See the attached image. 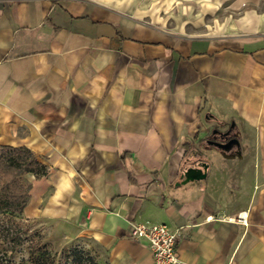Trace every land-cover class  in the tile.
Segmentation results:
<instances>
[{
	"label": "crops",
	"instance_id": "0c3cea01",
	"mask_svg": "<svg viewBox=\"0 0 264 264\" xmlns=\"http://www.w3.org/2000/svg\"><path fill=\"white\" fill-rule=\"evenodd\" d=\"M0 145L48 166L24 214L106 264H152L134 222L179 228L181 264H264V0H0Z\"/></svg>",
	"mask_w": 264,
	"mask_h": 264
},
{
	"label": "rangeland",
	"instance_id": "374dc122",
	"mask_svg": "<svg viewBox=\"0 0 264 264\" xmlns=\"http://www.w3.org/2000/svg\"><path fill=\"white\" fill-rule=\"evenodd\" d=\"M204 151L212 157L216 155L213 149ZM25 178L29 180L32 174H25ZM23 215L21 219L0 215V234L9 228L22 237L17 249L12 254L7 253L9 260L0 258V264H33V257L38 251L32 248L33 244L49 250L53 264H106L100 248L91 239L82 236L75 225L57 222L49 216L30 217L24 212Z\"/></svg>",
	"mask_w": 264,
	"mask_h": 264
},
{
	"label": "trees",
	"instance_id": "16d2710c",
	"mask_svg": "<svg viewBox=\"0 0 264 264\" xmlns=\"http://www.w3.org/2000/svg\"><path fill=\"white\" fill-rule=\"evenodd\" d=\"M47 172L48 166L30 149L0 145V215L23 218V209L29 200L31 189V182L25 178V174L30 173L35 178H40ZM21 242L22 237L17 231L9 228L3 230L0 234V258L9 257L7 253L12 254ZM37 246L32 245L34 250L38 249L33 257V264H53L50 251Z\"/></svg>",
	"mask_w": 264,
	"mask_h": 264
},
{
	"label": "built area",
	"instance_id": "2783aa9c",
	"mask_svg": "<svg viewBox=\"0 0 264 264\" xmlns=\"http://www.w3.org/2000/svg\"><path fill=\"white\" fill-rule=\"evenodd\" d=\"M238 218L243 222L245 221L243 215ZM131 235L146 240L152 257V264H181L176 249V243L180 236L179 228L172 230L165 223L134 222Z\"/></svg>",
	"mask_w": 264,
	"mask_h": 264
},
{
	"label": "water",
	"instance_id": "95a60500",
	"mask_svg": "<svg viewBox=\"0 0 264 264\" xmlns=\"http://www.w3.org/2000/svg\"><path fill=\"white\" fill-rule=\"evenodd\" d=\"M213 144L223 151H229L233 146H235L234 152L240 154V145L237 137H232L226 142L214 141ZM206 167L207 164L205 162L200 163L198 166L186 167L182 173V176H184V181L205 177Z\"/></svg>",
	"mask_w": 264,
	"mask_h": 264
},
{
	"label": "flooded vegetation",
	"instance_id": "af4514ba",
	"mask_svg": "<svg viewBox=\"0 0 264 264\" xmlns=\"http://www.w3.org/2000/svg\"><path fill=\"white\" fill-rule=\"evenodd\" d=\"M235 137L232 127L229 124L222 125L221 123H216V125L212 126L207 134L204 137V142L207 143L211 147H216L213 142L214 141H221L226 142L230 138ZM235 146L231 148L234 150ZM221 150V149H220Z\"/></svg>",
	"mask_w": 264,
	"mask_h": 264
}]
</instances>
